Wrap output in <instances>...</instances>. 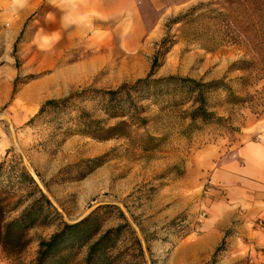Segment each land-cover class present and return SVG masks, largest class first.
<instances>
[{
  "label": "rangeland",
  "instance_id": "1",
  "mask_svg": "<svg viewBox=\"0 0 264 264\" xmlns=\"http://www.w3.org/2000/svg\"><path fill=\"white\" fill-rule=\"evenodd\" d=\"M226 1L181 0L148 47L127 52L145 38L87 36L89 22L61 18L48 0H0V182L9 208L19 206L7 220L32 202L40 212L23 254L0 250L1 262L35 264L40 241L93 215L102 231L118 230L99 264L260 263L247 240H209L208 185L178 207L177 182L197 149L239 143L242 130L264 125V13ZM154 60L153 88L135 87ZM170 77L217 83L205 92L207 120L192 118L190 87L158 82ZM52 78L62 83L38 88ZM66 98L36 117L45 101ZM86 252L62 264H85Z\"/></svg>",
  "mask_w": 264,
  "mask_h": 264
},
{
  "label": "crops",
  "instance_id": "2",
  "mask_svg": "<svg viewBox=\"0 0 264 264\" xmlns=\"http://www.w3.org/2000/svg\"><path fill=\"white\" fill-rule=\"evenodd\" d=\"M40 5L44 0H30ZM57 7L61 18L89 22L82 34L106 38H145L125 45L127 52L143 51L146 40L159 34L164 21L181 0H48ZM37 8V7H36ZM175 8V7H174ZM36 10V9H35ZM59 35H70L59 29ZM56 49L50 51L52 61L58 60ZM116 50V49H115ZM56 78L38 84V88L53 83ZM244 140L219 142L201 147L186 161L179 177L178 207H184L189 195L199 194L206 184L208 192L202 204L208 213L209 240H247L250 256L257 255L264 264V227L256 221L264 218V125L242 130ZM196 194V195H197ZM184 196V197H183ZM180 204V205H179ZM180 207V208H181ZM0 264H10L8 261Z\"/></svg>",
  "mask_w": 264,
  "mask_h": 264
},
{
  "label": "trees",
  "instance_id": "3",
  "mask_svg": "<svg viewBox=\"0 0 264 264\" xmlns=\"http://www.w3.org/2000/svg\"><path fill=\"white\" fill-rule=\"evenodd\" d=\"M230 8H237L242 6L249 15L264 13V0H227ZM245 62H238L234 66L238 67L237 70H245ZM155 66V60L152 63L149 75L144 79H138L135 82V87L144 86L152 89L151 76L152 69ZM161 83H176L184 87H190L193 94H195V108L193 110V119L207 120L211 114H207L205 108V92L216 85V82L208 84L200 83L189 78H176L170 77L168 79H161ZM219 83V82H218ZM126 89V86L119 87L116 91H108L105 95L114 98ZM230 95L231 92L228 89ZM69 99L54 100L50 99L45 101L37 112V116L44 113L46 108L59 107L66 103ZM33 121L31 118L28 124ZM88 122H93L89 120ZM117 128V127H116ZM112 129H102L103 133H108ZM114 136H105L101 138L102 141H107ZM2 165H0V179ZM1 181V180H0ZM44 198V196H41ZM13 198L10 193L5 192L3 184L0 182V250L7 259L11 257H19L23 254L25 249L30 243L28 238V230H30L34 223L39 219L40 212L37 210L35 204L32 202L27 208H24L20 214L12 219L7 220L8 214L16 212L18 205L14 204L9 208L10 201ZM47 205H50L48 200H45ZM102 225L97 222L94 216L84 218L73 224L63 223L61 230L50 237L49 240L40 241L38 244V252L35 264L67 263L70 259H74L79 255L82 249L87 248L85 256V264H99L107 260V253L115 247L117 229H108L102 231Z\"/></svg>",
  "mask_w": 264,
  "mask_h": 264
},
{
  "label": "built area",
  "instance_id": "4",
  "mask_svg": "<svg viewBox=\"0 0 264 264\" xmlns=\"http://www.w3.org/2000/svg\"><path fill=\"white\" fill-rule=\"evenodd\" d=\"M207 191H208V188H207ZM202 216L204 217L205 213H202ZM256 225H257V227H260V228L264 227V218L258 219L256 221ZM261 254L264 255V251H261ZM249 263L251 264L252 262L249 260Z\"/></svg>",
  "mask_w": 264,
  "mask_h": 264
}]
</instances>
